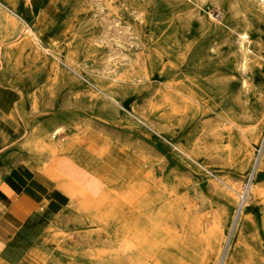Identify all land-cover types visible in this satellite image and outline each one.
Masks as SVG:
<instances>
[{
  "label": "rangeland",
  "instance_id": "374dc122",
  "mask_svg": "<svg viewBox=\"0 0 264 264\" xmlns=\"http://www.w3.org/2000/svg\"><path fill=\"white\" fill-rule=\"evenodd\" d=\"M191 6L197 10L194 18L183 10ZM225 9V0H41L38 3L36 9L31 12V17L27 18V23L43 33L44 40L40 47L37 46L36 50L24 48L20 54L24 64L18 66L17 72H10L5 82L4 66L0 64V181L6 176L4 185L10 193L6 207L0 204L4 208L0 209V215L17 217L22 222L39 218L44 225L35 233V238L27 243L28 248L22 253L20 262L8 263L0 257V264H24L35 254L47 255L51 249L47 238L51 237L55 242L64 240L67 248L71 250L68 253V264H126L122 252L119 249L113 250L112 243L107 238L108 230L104 220L89 222L86 215L75 213L70 202L58 211L53 210L51 214L48 212L44 215L38 209L39 204H32L22 197V192L32 181L45 183L49 173L48 168L45 169L49 162L44 158L45 154L23 149V136L30 134L43 119L56 115L58 121L55 126L64 129V138H59V142L63 143L71 136L69 126L81 120L82 112L90 117L93 114L94 117H101L100 101L96 100L95 104H92L94 90L85 80L94 81L102 74H113L116 68L125 62V57L141 54L144 44L149 58L147 72L154 84L145 94L122 96L124 106L127 110L152 120V112L149 111L155 104L153 96L158 82L164 81V78L165 81L174 77L192 78L200 86L199 93L203 96L199 102H195L196 108H189V115L181 118H186L182 127L172 123L170 128L175 137L184 133L195 143L200 163L179 152L175 155L163 151L161 143L164 141L157 136L155 137L158 140H153L149 148V145L144 144L141 135L130 134L126 128H119L117 118L118 121L108 117L104 138L110 139L111 142L118 139L136 153L141 149L153 153L157 177L163 184L164 191L161 194L159 214L154 226L149 230V233L154 232L156 261L148 264H203L205 258H208V264H215L211 260L215 258L210 257H213V250H219V259L230 242L233 216L239 208L238 192L248 186L252 172L250 164L245 177L238 176L235 159L243 153L244 147L235 140L238 139L240 130H243L245 138L251 141L250 146L253 147L254 157L257 159L261 145L255 143L254 139L264 134V19L228 13L223 17V24H220L210 16H216V10L223 12ZM17 20L22 23V19ZM224 24L238 32H247L251 48L262 55L259 63L249 67L245 74L240 70V39ZM133 25L141 33L143 43L137 39ZM130 31L134 33L131 32L133 38ZM87 38L93 39L96 45L89 55L81 57L77 66L85 80L74 74L69 75L68 71L69 74L57 71L55 65L62 69L65 67L50 55L49 46H55L59 52L56 54L61 56L69 46L73 47L81 39ZM37 51L47 55V60L52 63L41 67L37 63ZM141 71L143 69L139 72ZM38 72L42 76L45 75L44 80L41 81L36 76ZM223 78L227 82L229 79L228 85ZM243 80L247 85H244ZM26 85L30 95L42 87V98L35 106L26 100L20 119L14 111V106L21 102L18 91H23ZM77 90L79 91L76 92ZM224 112L233 117L238 127H232L229 131L224 129L225 122L221 117ZM122 113L128 116L123 110ZM144 131L149 132L142 126L139 133ZM88 137L93 139L97 146L103 142V138L94 132ZM69 142L78 141L69 140L67 143ZM111 149L119 150L133 160L122 169L112 167L116 179L110 185L114 186L120 180L121 189L118 192L123 194L129 187L126 182L135 183L130 178L137 177L144 170L143 164L137 157L127 154L120 145H112L108 151ZM228 149L232 152L230 160L227 159ZM61 154L67 157L63 149ZM91 161L93 168L99 167L98 161L93 158ZM201 165L208 167L209 172ZM216 176L221 180L227 179L239 184L237 194L229 192ZM101 182L100 188L103 190L106 184ZM258 182L264 187V172L259 176ZM228 192L231 197L227 195ZM246 201L244 206L246 205L252 221L245 222L242 226V242L240 241L239 252L235 255L233 264H264V199L256 202L248 199ZM107 211L108 208L101 210L102 213ZM121 211L124 217L127 208L122 206ZM109 225L113 226L112 223ZM232 242H238V238H233ZM0 256H3V252H0Z\"/></svg>",
  "mask_w": 264,
  "mask_h": 264
},
{
  "label": "bare ground",
  "instance_id": "6f19581e",
  "mask_svg": "<svg viewBox=\"0 0 264 264\" xmlns=\"http://www.w3.org/2000/svg\"><path fill=\"white\" fill-rule=\"evenodd\" d=\"M40 1L41 0H0V18H1V21H0V64L4 66V71H3L4 77H5L4 82L6 81V78H8L7 76L10 72L11 73L17 72L18 66L24 64V62L22 63L21 61L22 58L20 57L21 51H23L24 48L26 47L30 48V50L31 49L36 50V47L41 45V42L44 40L43 33L40 30H38L36 27L30 26L27 23V18L31 17V12H33L36 9ZM113 8L115 9V7ZM225 8L226 9L223 12L216 10L215 11L217 13L216 16L210 15L212 19L217 21L220 24H223V17L225 15H228V13H234V14L240 13L248 17L250 16V17H258V18L264 19V2H259L258 0H225ZM183 10H185L186 13H188L191 18H194V14L197 11L194 8V6H191L189 8H184ZM133 11L135 12V10ZM17 18L22 19V23L18 21ZM134 25H133V29L135 31V35L137 36V39L139 40V42L143 43L141 33L139 32L138 28L135 27ZM126 26L128 25L126 24ZM226 28L230 30L232 33L236 34L238 38L240 39L239 41L240 45L238 44L240 46L239 51H240V57H241L240 70H242L245 74L246 70H248L249 67L254 66L255 64L259 63V58H261L262 55H260L259 52L257 53L256 50L251 48L252 46H251V42L249 40V36L247 32L245 31L238 32L232 27L227 26V25H226ZM127 30H128V27H127ZM131 32L133 33V31L129 32L130 36L133 38V36L131 35ZM129 33H126V34H129ZM183 34H184V30H183ZM238 38L237 40H239ZM234 39H236V37H234ZM136 44L138 45V43ZM95 45L96 43L93 39H89V38L81 39L77 45L73 47L69 46L61 56H58L56 54V52L58 51L55 49V46H49L50 55L56 58L65 67V69H62L60 66L55 65V64H52V65H55L56 70L60 71L61 74L67 73L68 71L70 72V74L69 73L67 74L69 75L74 74V75L79 76L81 79L85 80L83 75L78 71L77 66L79 64V60H81V57L89 55L91 53L92 48L95 47ZM211 51H213V49ZM37 55H38L37 63H39L41 67L49 65V63L50 64L52 63L47 60V55L42 54L41 51H37ZM42 57L43 59H41ZM205 58H207V55L205 56ZM46 60L48 61V63L46 62ZM148 63H149V58L147 55L146 45L144 44L143 51H141V54L137 53L135 57H131L130 55L125 57V62L122 65H120L118 68H116L113 74H102L100 78L94 81L86 79L85 81L94 90L92 93L93 99L91 100V102L94 105L96 100L100 101V108H101L100 112H102V116L94 117V114H93L92 117H90V115L86 114L85 112H82L83 114L81 116V120L79 122L73 123L72 125L70 124L71 126H69L70 127L69 129L71 131V136L68 137L65 142L63 143L59 142V138L63 137L65 133H64L63 127L55 126V123L58 121V116L56 115H51L43 119L39 123V125L30 132V134L28 135L24 134L23 136L24 137V147H25L23 149H26L28 151H36L37 153H40V154H45L44 158L48 161H52L55 157L64 156L61 154V151L69 140L79 141L82 137L88 136L91 132H94L103 138V142L99 145V149H97L95 152V155L98 158L100 159L103 158V156L106 154L108 149L112 147V145L116 144V145H120V147L127 154L133 155L142 161L144 170L141 173H139L138 176L135 178L128 177L130 179H133L135 183L130 184V181H129V184H128V182H126L127 186H129L126 193L122 194L118 192L121 189V183H119L120 180L117 181L114 186H111L110 184L113 181V179L104 181L102 178L97 177L99 180L105 182L106 187L102 190V192L99 194V196L96 198V200L92 203V205L89 208H83L80 205L74 203L73 201H70L71 206L74 209L75 213L78 215L79 214L86 215L89 218V222H91L92 220H95L97 222L100 220H104V222L106 223L105 228H107L108 230L107 238L112 243V246H113L112 248L114 251H117L119 249V251L122 252V254L124 255V262L126 264H148L149 262L156 261L157 254H156V250L154 249L155 247L153 244L154 232L151 231L149 233V230L154 226L155 221H156V216L159 214V208H160L159 206H160L161 198H162L161 194H162V191H164V187L161 181L158 180L157 172H156L157 170L155 169L156 168L155 159L153 158L152 152L146 149H141L138 153H136L134 150L131 149L129 145L121 143V141L118 139L111 142L110 139L104 138V132H106L108 128V124H107L109 122L108 119L109 118H113L114 120L119 119V121L117 120L118 121L117 124H119V128H126V130L130 134L134 133V135H141L144 139V142H145L144 144L146 146L149 145L150 146L149 148H151L150 143L153 140H158L155 137L157 136L164 141V143H161L163 151L167 152L168 154L170 153V154H175V155H176V152H179L180 154H183L184 156L200 163L199 158H198V153H197L198 148L195 145V143L189 140L188 136H186L184 133L180 135L179 137H175L173 133H171L172 130L170 128L172 123H176L182 127L183 126L182 124H185L184 119L186 118H184L183 120L181 118H183V116L186 117V115L188 116L189 108H196L195 102H199V100L202 98L203 95L199 93L200 86H198L196 81L188 77H186V79L180 78V77H174L166 81L164 78V81L162 82L160 81V83L157 81L158 85L154 89L155 94L153 96V99L155 100V104H154V107L149 111V112H152L151 114L153 116L152 120H148L144 116L135 114L133 113V111L127 110V108L124 106V103L122 101V96L141 95V94L147 93L149 91V88L152 89V84L154 83H152V80L150 79L151 75L149 74V72H147ZM140 69H143L144 72L143 71H141L142 73L139 72ZM37 74H39V76ZM230 75L232 76V73H230ZM36 76L41 81L45 79V75L42 76L40 72L36 73ZM228 82H229V79H228ZM228 82H227V85H228ZM243 83L244 85H247L246 81H244ZM223 85L225 84L223 83ZM42 91H43V88L41 87V88L36 89L30 95V90L27 85L23 89V91L21 90L18 91L19 96L21 97V100H20L21 102L18 105L14 106V111L18 115L19 118L21 117V114L25 110V101L28 100L32 105L35 106V104L42 98ZM78 91L79 90H77L76 92ZM122 110L125 113H127L128 116H131V117H128L124 113H122ZM147 113L148 112H146V114ZM221 117H223V121L225 122L223 123L224 129H227L229 131L230 129H232V127H238L233 121L232 116H228L225 113ZM142 126L148 129L150 133L147 131H144V132H141L140 134L139 132L142 130ZM249 130H252V129L249 128ZM230 135H231V132H230ZM249 136H251V134ZM235 141L240 142L242 146L244 147L243 153L237 159H235V164H236L235 169L237 171L238 176L240 178L245 177L250 164L252 168L251 175L248 173L250 175V178H249L250 180H248L249 184H248L247 199L249 201H255V202L260 201L264 199V187L263 185L261 186L260 183L258 182L259 176L263 174L264 172V134H262L260 137L257 136L254 139L255 143H257L258 145H261V150L259 152V156L257 157V159H255L254 157V152H253L254 150H252L253 147L250 146L251 141L248 138H245V132L243 130H240L239 137ZM228 151H229V155L227 159L230 160L232 156V152L230 153V149H228ZM40 158H43V157H40ZM201 166L206 171L209 172L208 167H206L205 165H201ZM92 175L95 176L94 174ZM216 177L219 179L218 176ZM219 180L222 181V183L229 190V192H234L237 194V187L239 184L235 183L234 181H229L227 179L225 180L219 179ZM229 192L227 193V195L231 197V194ZM238 195H239V192H238ZM238 204H239V201L237 202V205ZM122 206H125L127 208V212L126 213L124 212V217L122 216V211H121ZM107 208L109 209V211L103 212V213L101 212L102 209H107ZM0 209L3 210L4 208L0 205ZM38 209L42 211L44 215L48 212H50L51 214V212L53 211V207H52V202L50 201V197H48L45 201L39 204ZM251 221H252V217L249 216L246 210V205L245 206L243 205L242 207H240V209L237 212H235L233 216V222H232L233 230H232V233L230 234V242L228 243L224 253L218 259L217 256L219 254V250L217 251L213 250L214 251L212 253L213 257H210V259L215 258V259H211L214 261L215 264L235 263L234 258H235V255H237V253L239 252V248H240L239 245H241L240 241L242 242V236H241L242 226L244 225L245 222H251ZM110 223H112L113 226L109 227ZM233 238H236V239L238 238V242L233 243L232 242ZM54 240H52V237L47 238V242L51 246V249L47 255L44 254L45 255L44 256V255L35 254L32 256V258H29L28 261H26V263L24 264H30V263H33V264H68L69 263L68 253L71 250L67 248V245L65 244L64 240L62 241L56 240V242ZM0 257L4 259L3 256H0ZM208 262H209L208 258L207 259L205 258V260L203 261V264H208ZM180 264H184V263H180Z\"/></svg>",
  "mask_w": 264,
  "mask_h": 264
},
{
  "label": "crops",
  "instance_id": "0c3cea01",
  "mask_svg": "<svg viewBox=\"0 0 264 264\" xmlns=\"http://www.w3.org/2000/svg\"><path fill=\"white\" fill-rule=\"evenodd\" d=\"M97 149L99 146L88 136H84L78 142L67 143L63 152L74 162L64 156L49 161L45 166V169L49 170L45 183L32 181L22 192V197L32 204H41L50 197L54 211H58L70 201L83 208H89L102 192L100 188L102 182L97 177L104 181L115 180L112 167L122 169L129 162H133L116 149L109 150L100 159L95 155ZM91 158L99 162V167L93 168ZM5 177L0 181V204L4 207L10 194L4 185ZM38 219H34L35 222L32 219L21 222L17 217L0 215V252H3L5 262L21 261L22 253L28 248L27 243L35 238V233L44 225L43 221Z\"/></svg>",
  "mask_w": 264,
  "mask_h": 264
},
{
  "label": "built area",
  "instance_id": "2783aa9c",
  "mask_svg": "<svg viewBox=\"0 0 264 264\" xmlns=\"http://www.w3.org/2000/svg\"><path fill=\"white\" fill-rule=\"evenodd\" d=\"M259 2H264V0H258ZM247 194H248V186H245L239 193V204H238V210L240 209V207H242L246 200H247Z\"/></svg>",
  "mask_w": 264,
  "mask_h": 264
}]
</instances>
